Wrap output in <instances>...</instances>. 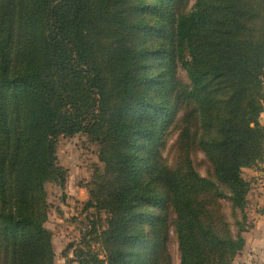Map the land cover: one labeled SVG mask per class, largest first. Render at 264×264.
<instances>
[{
  "label": "trees",
  "instance_id": "1",
  "mask_svg": "<svg viewBox=\"0 0 264 264\" xmlns=\"http://www.w3.org/2000/svg\"><path fill=\"white\" fill-rule=\"evenodd\" d=\"M190 1L0 0V264H55L45 183L79 132L109 217L105 258L79 245L78 264H173V236L179 264H233L264 155V0Z\"/></svg>",
  "mask_w": 264,
  "mask_h": 264
},
{
  "label": "rangeland",
  "instance_id": "2",
  "mask_svg": "<svg viewBox=\"0 0 264 264\" xmlns=\"http://www.w3.org/2000/svg\"><path fill=\"white\" fill-rule=\"evenodd\" d=\"M260 121L263 122L262 119ZM99 153V141L85 132L72 136L60 135L56 140V164L64 170L65 180L62 186L51 180L45 183L48 201L45 226L51 232L55 264H78L74 260L73 248L79 245L90 247L101 259L105 258L98 234L107 228L109 215L106 210L87 204L92 183L96 179L97 183L101 182L100 172L105 168V162L100 159ZM192 159L198 172L205 175L207 163L204 156L195 153ZM249 169H243L242 175L251 188L253 176L250 175ZM245 213L247 225L242 233L245 244L234 257L233 264H264V234L253 230V210L248 198ZM171 254L173 264H179L174 236Z\"/></svg>",
  "mask_w": 264,
  "mask_h": 264
},
{
  "label": "crops",
  "instance_id": "3",
  "mask_svg": "<svg viewBox=\"0 0 264 264\" xmlns=\"http://www.w3.org/2000/svg\"><path fill=\"white\" fill-rule=\"evenodd\" d=\"M261 117L264 122V113ZM249 172L253 176V183L247 198L253 210V230L264 234V155L263 161L256 167L250 168Z\"/></svg>",
  "mask_w": 264,
  "mask_h": 264
},
{
  "label": "water",
  "instance_id": "4",
  "mask_svg": "<svg viewBox=\"0 0 264 264\" xmlns=\"http://www.w3.org/2000/svg\"><path fill=\"white\" fill-rule=\"evenodd\" d=\"M260 119H262V117H260Z\"/></svg>",
  "mask_w": 264,
  "mask_h": 264
}]
</instances>
